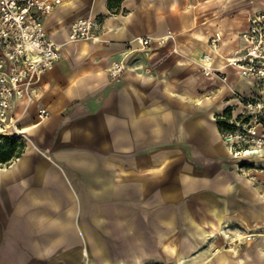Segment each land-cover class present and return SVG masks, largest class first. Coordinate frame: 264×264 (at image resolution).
<instances>
[{"label": "crops", "instance_id": "1", "mask_svg": "<svg viewBox=\"0 0 264 264\" xmlns=\"http://www.w3.org/2000/svg\"><path fill=\"white\" fill-rule=\"evenodd\" d=\"M262 7L124 0L111 13L108 0H64L44 21L62 58L13 110L29 140L0 164V264H264V168L238 167L218 124L234 91H258L226 59ZM86 17L101 20L99 39L70 41ZM170 32L140 49L137 38ZM217 35L226 81L199 66Z\"/></svg>", "mask_w": 264, "mask_h": 264}, {"label": "built area", "instance_id": "2", "mask_svg": "<svg viewBox=\"0 0 264 264\" xmlns=\"http://www.w3.org/2000/svg\"><path fill=\"white\" fill-rule=\"evenodd\" d=\"M63 1L0 0V136H16L25 143L29 140L13 110L18 100L28 106L38 98L43 75L62 58L61 45L47 35L44 21ZM247 19L248 25L241 32L245 46L226 60L242 77L255 81L258 91L249 96L233 92L237 104L228 106L227 114L224 111L219 116L224 121L220 131L238 167L264 168V9H251ZM101 28L102 22L97 17L78 19L69 27V39L97 41ZM169 37H172L171 32L158 39L145 36L137 41L140 49L145 50L150 49L154 41L157 45L165 44ZM219 39L217 35L210 40V50L201 54L199 66L203 74H216L226 81V74L214 66ZM127 66L125 58L114 62L108 68L109 77L121 78ZM48 116L46 108L39 111L41 120ZM241 239L234 237L228 242L229 247L240 245Z\"/></svg>", "mask_w": 264, "mask_h": 264}, {"label": "trees", "instance_id": "3", "mask_svg": "<svg viewBox=\"0 0 264 264\" xmlns=\"http://www.w3.org/2000/svg\"><path fill=\"white\" fill-rule=\"evenodd\" d=\"M124 0H108V8L111 13H120ZM228 110L225 111L227 114ZM219 127L224 121L218 118ZM25 142L16 136H0V164H8L14 158L19 157L25 149Z\"/></svg>", "mask_w": 264, "mask_h": 264}, {"label": "rangeland", "instance_id": "4", "mask_svg": "<svg viewBox=\"0 0 264 264\" xmlns=\"http://www.w3.org/2000/svg\"><path fill=\"white\" fill-rule=\"evenodd\" d=\"M262 9H264V7H262Z\"/></svg>", "mask_w": 264, "mask_h": 264}, {"label": "bare ground", "instance_id": "5", "mask_svg": "<svg viewBox=\"0 0 264 264\" xmlns=\"http://www.w3.org/2000/svg\"><path fill=\"white\" fill-rule=\"evenodd\" d=\"M228 236V235H227ZM182 262V261H181Z\"/></svg>", "mask_w": 264, "mask_h": 264}]
</instances>
